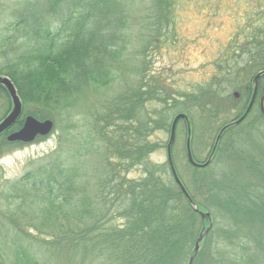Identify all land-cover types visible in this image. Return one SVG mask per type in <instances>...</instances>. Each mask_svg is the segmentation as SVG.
Masks as SVG:
<instances>
[{
    "label": "trees",
    "instance_id": "obj_1",
    "mask_svg": "<svg viewBox=\"0 0 264 264\" xmlns=\"http://www.w3.org/2000/svg\"><path fill=\"white\" fill-rule=\"evenodd\" d=\"M118 3L42 0L40 13L29 3L31 11L8 29L22 30L20 37L7 36L0 42L3 55L5 48L23 43L16 58L0 67V75L10 79L22 103L20 119L0 136V158L22 147L7 143L5 137L19 130L26 116L51 120L52 133L59 134L55 151L20 177L5 180L0 166V264H188L208 224L194 264H264L261 115L251 109L242 123L222 134L210 164L202 170L192 168L191 186L176 172L198 210L208 213L202 220L175 184L168 164L148 161L159 149L150 138L160 130L169 133L165 115L181 102L173 84L151 72L147 56L151 50L162 51L159 40L174 25L177 0H155L152 11L159 20L148 45L136 53L143 57L141 63L132 69L124 59L126 41H131L126 36L130 10L116 8ZM259 20H264V11L248 49L236 47L245 55L246 67L238 68L243 59L239 55L224 61L216 66L214 82L194 99L196 106L207 107L214 130L219 117L213 111L225 85L244 72L264 71V62L256 64L264 59V25L260 27ZM219 78L227 81L222 93ZM118 81L129 85L126 92L106 99ZM263 85L264 76L258 90ZM100 96L104 100L78 121L83 105ZM183 97L182 102L190 101ZM242 102L231 106L229 114L240 108L219 128L243 113ZM0 103L6 105L2 121L11 104L1 86ZM214 165L220 168L216 173L211 170ZM138 168L140 175L130 177Z\"/></svg>",
    "mask_w": 264,
    "mask_h": 264
},
{
    "label": "rangeland",
    "instance_id": "obj_2",
    "mask_svg": "<svg viewBox=\"0 0 264 264\" xmlns=\"http://www.w3.org/2000/svg\"><path fill=\"white\" fill-rule=\"evenodd\" d=\"M42 0H0V42L7 36L20 37L22 30L18 32L8 31L10 26H13L17 22V18L22 14L29 13V3L34 5V9L40 13L43 8L38 7V3ZM119 2L116 8H129L128 21L132 22L130 29L126 32L128 44L125 46V58L128 60L126 66L129 69L141 63L143 57L136 56V53L142 51L146 45H148L149 35L156 27V22L159 20V16L156 11L153 13L155 0H135V4L131 0H114ZM44 2V1H43ZM264 11V0H177V5L174 8V25L173 29L169 28L164 37L160 38V45L163 47L162 51L157 54L153 50L148 53V60L151 62V72L156 74L160 73L164 83L173 84L171 89L178 92L176 99L181 101L179 105L170 107L169 111L165 115V127L170 125L173 117L179 114H184L190 119V151L194 160L203 162L209 151V145L212 143L216 135V130L220 129L219 125L224 121H230L235 117L233 111L231 114L228 111L231 110V106L237 105L240 99L244 97L243 90L248 83H250L252 76L250 73H242L237 80H232L230 83L222 80L223 85L219 89L222 93V88L225 85L224 92L220 96V99L226 96L230 97L227 102L218 100L216 102L215 110L213 114L218 118V128L214 130V126L211 120L208 119V113L206 114L207 107L201 103V108L194 104V99L201 95V89L207 88L209 84L214 82V76L216 72V59L222 53H225V49L231 44L236 37V34L240 35L237 41L240 42V46L244 44V39L248 35L249 23L257 24V20L260 19L261 13ZM258 25L263 27L264 20H259ZM29 26L32 27L33 23L30 21ZM29 28H26L28 30ZM32 29V28H31ZM248 29V30H247ZM174 31L173 33H171ZM171 33V34H170ZM153 37L155 35L153 34ZM130 42V43H129ZM243 43V44H241ZM22 42H16L15 46L11 49L5 48L7 53L3 55L0 51V67L5 66L7 63L12 62L16 58V53L19 52V47L22 46ZM18 46V50L16 47ZM153 46V45H151ZM155 47V46H153ZM260 59L256 61V64H261ZM247 60L243 58L238 68L246 67ZM249 64L248 66H250ZM127 68L123 69L124 75H127ZM234 70H232L233 72ZM131 74L130 70L128 75ZM158 74V75H160ZM250 76V77H248ZM119 84V85H118ZM120 81L114 85L107 93L106 99L110 97L122 95L126 92L127 87ZM214 88H218L214 85ZM236 93L237 98H232ZM184 95L188 100L185 101ZM179 98V99H178ZM175 99V100H176ZM104 100V96L90 98L89 102L83 105V110L80 112L78 121L83 119L82 114L92 112V106L99 105ZM199 100H202L199 98ZM223 102L224 107L218 109V103ZM234 103V104H233ZM243 104V102L241 103ZM240 104V105H241ZM2 105V106H1ZM157 110L159 106L154 105ZM239 106V105H238ZM6 109V105L0 103V116ZM255 109H258L256 106ZM26 110V108H25ZM81 125V122L79 123ZM59 126H62L61 124ZM185 131L186 126L184 122L179 121L176 126L175 142L173 154V164L179 177L184 181L186 185H192L191 177L194 174L193 167L188 164L185 154ZM58 132H54L52 135L44 140L35 141L30 145H37L36 154L44 157L52 151L46 149L48 145L45 144L43 148L39 147L42 142L48 141L51 138L55 139L57 145ZM169 133L165 130L156 132L150 140L156 143L159 149L153 153L148 161L155 165L166 164V145L168 142ZM256 138V137H255ZM257 138H259L257 136ZM30 145L22 146L20 148H26ZM57 148V147H56ZM10 153V152H9ZM4 157V156H3ZM41 159V158H40ZM30 161L22 172L18 174V168L14 163L13 158L8 157L0 160V166L3 170L4 179L5 175H13L15 179L20 177L24 172L31 170L35 163L40 160ZM219 165H214L211 170L216 173L220 168ZM202 170V169H198ZM141 169L134 170L129 174L130 177H137L140 175ZM14 180V179H13ZM206 213V212H202Z\"/></svg>",
    "mask_w": 264,
    "mask_h": 264
},
{
    "label": "water",
    "instance_id": "obj_3",
    "mask_svg": "<svg viewBox=\"0 0 264 264\" xmlns=\"http://www.w3.org/2000/svg\"><path fill=\"white\" fill-rule=\"evenodd\" d=\"M263 76H264V71L259 72L253 78V80H252V97H251L250 102L248 103L244 113L242 114V116L240 118L231 122L228 125H225L224 127H222L219 130V132L216 135L215 140L213 142L210 154H209L207 160L203 164L195 163L193 158H192L191 152H190L191 131H190L189 119L185 115L179 114V115L175 116L174 119L172 120V123L170 126L169 140H168V144L166 146L167 162H168L170 172H171V175L173 177L175 184L178 186L181 193L186 198V200L189 203V205L191 206L192 210L195 213L199 214V216L201 217L202 220L204 218H209L208 213H202L198 210L197 206L191 200V198L187 194L186 190L182 186L181 182L179 181V179L175 173V170L173 168L171 159H170V148L174 143L176 124L179 120H183L185 122V126L187 129L185 151H186V157H187L188 163L195 168H206L212 160L213 154L215 152V149L217 147V144H218L222 134L225 131H227L228 129L239 125L248 116V114H249V112L253 106L254 97H255L256 92H257L258 80ZM0 86L2 88H4V90L6 91L8 98L10 100V103H11V109H10L8 115L0 122V135H2L5 131H7L20 118L21 113H22V104H21V101L17 95V92H16L14 85L12 84V82L10 81L9 78L0 75ZM234 97H235V94H234ZM259 110H260V113L262 115L263 123H264V92L260 95V98H259ZM52 129H53V123L50 120L38 121L31 116H27L23 120L22 127L18 131L8 134L6 136V141L8 143L18 142V143H22V144H30L33 141H35L36 138H38V137H41V138L47 137L52 132ZM209 229H210V224H208L207 227H203L201 229V231L198 235V238L195 241L192 254L189 257L188 264H194L195 259H196L197 254H198V251H199L200 243H201L203 237L206 235V233Z\"/></svg>",
    "mask_w": 264,
    "mask_h": 264
},
{
    "label": "flooded vegetation",
    "instance_id": "obj_4",
    "mask_svg": "<svg viewBox=\"0 0 264 264\" xmlns=\"http://www.w3.org/2000/svg\"><path fill=\"white\" fill-rule=\"evenodd\" d=\"M255 26L256 24H253V23H249V32H248V35L245 37L244 39V44L240 46V42L237 41V39L240 38V35L236 34V37L234 38L235 40L229 44L227 46V48L224 50L225 53H222L221 55H219V57L216 59V66H220V64L222 65L224 61H227V60H231V59H237L236 57L239 55L241 58H246L245 55H242V53L239 52L238 54V50L236 51V47L239 46V49L241 50H246L248 49V46L250 45V43L252 42V40L254 39L255 35H256V29H255ZM236 51V52H235ZM239 60H243V59H239ZM221 61V62H219ZM219 62V64H217ZM243 68V67H242ZM258 72H256L255 74L253 75H250L252 76V79H251V83H252V80L253 78L257 75ZM260 80V79H259ZM259 86V81H258V84ZM258 86H257V92H256V95L254 97V102H253V106L251 109H255V107L257 106L258 109H255V110H258L259 114L261 115L260 113V110H259V98H260V95L264 92V85L262 87V90H258ZM234 94H235V97H234ZM233 94V97L234 98H237L238 94L236 95V93ZM243 94H244V97H243V105H244V108H246V106L248 105V103L250 102V99L252 97V84H250V87H247L245 86L244 90H243ZM237 102H241V99Z\"/></svg>",
    "mask_w": 264,
    "mask_h": 264
},
{
    "label": "clouds",
    "instance_id": "obj_5",
    "mask_svg": "<svg viewBox=\"0 0 264 264\" xmlns=\"http://www.w3.org/2000/svg\"><path fill=\"white\" fill-rule=\"evenodd\" d=\"M45 144L48 145V148L46 149L45 154L48 151H55L57 147L54 138H51L48 141L42 142L41 145H39V147L43 148ZM37 147H38L37 145H30L29 147H26V148H16V149H13L10 153H6L5 156L0 159H5L8 157L13 158L14 163L16 164L18 168V174H19V172H22L23 169L27 166V164L30 161L42 158L41 155L36 154ZM5 178L9 180H13L15 179V176L6 174Z\"/></svg>",
    "mask_w": 264,
    "mask_h": 264
}]
</instances>
